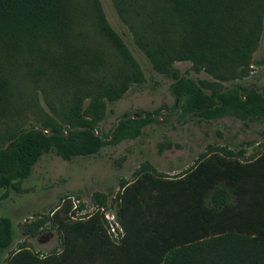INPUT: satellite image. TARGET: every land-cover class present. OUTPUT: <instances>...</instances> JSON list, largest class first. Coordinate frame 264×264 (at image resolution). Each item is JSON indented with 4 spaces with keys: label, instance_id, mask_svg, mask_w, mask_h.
I'll use <instances>...</instances> for the list:
<instances>
[{
    "label": "trees",
    "instance_id": "obj_1",
    "mask_svg": "<svg viewBox=\"0 0 264 264\" xmlns=\"http://www.w3.org/2000/svg\"><path fill=\"white\" fill-rule=\"evenodd\" d=\"M92 3L101 32L125 59L116 77L119 83L115 78L104 84L95 75L102 57L75 44L77 0H0V113L10 101L3 66L24 54L39 51L57 85L73 91L64 112L67 126L51 119L42 127L10 128L2 135L0 188L10 189L28 178L45 153L53 151L69 161L93 155L106 145L139 137L153 121L144 111L119 117L109 133L98 126L105 116L104 97L121 98L132 81L142 82L144 76L100 1ZM149 8L152 21L146 32L151 35L137 40L155 68L174 77L171 92L184 114H228L242 120L264 116V92L228 86L209 95L203 86L212 83L198 84L173 67L186 60L195 70L210 73L228 63L246 66L263 29L264 0H153ZM86 95L92 100L83 110ZM230 155L202 153L179 176L147 170L131 182L123 180L118 214L125 233L119 243L99 214L64 222L57 213L62 249L41 256L20 247L10 253L9 264H264V151L248 162ZM13 240L12 219L1 217L0 253Z\"/></svg>",
    "mask_w": 264,
    "mask_h": 264
},
{
    "label": "rangeland",
    "instance_id": "obj_2",
    "mask_svg": "<svg viewBox=\"0 0 264 264\" xmlns=\"http://www.w3.org/2000/svg\"><path fill=\"white\" fill-rule=\"evenodd\" d=\"M92 1L77 0L79 23L74 28L78 36L75 44L85 45L102 57L103 63L98 65L95 75L107 84L122 73L125 59L101 32ZM99 1L109 24L138 63L144 81H132L117 100L104 97L105 116L98 126L109 133L119 117L144 111L152 114L153 121L143 128L139 137L106 145L93 155H80L69 161L53 151L45 153L28 178L16 181L10 189L0 188V218L10 217L14 231L11 246L0 253V264H9L10 253L20 247H28L41 256L59 252L63 230L56 219L57 213L64 222H73L96 214L105 219V213L110 212L121 223L118 214L121 182L133 181L138 172L157 171L173 177L192 168L202 153L231 151L230 157L248 162L264 151V116L247 120L228 114L205 118L196 113L184 114L180 109L171 92L174 77L157 70L137 40L151 35L146 29L152 21L149 7L153 0ZM59 51V48L51 49V52ZM39 55V51L30 57L24 54L3 66L10 81V101L8 110L0 113V142L10 128L42 127L51 119L67 126L64 112L72 102L73 91L57 85L49 75V65ZM173 67L181 76L198 84L212 83L203 86L209 95L228 86L264 92V19L260 39L246 66L228 63L210 73L195 70L193 62L186 60L176 61ZM242 92L246 94L245 90ZM91 100L90 95L83 98V110ZM104 222L107 228L106 219Z\"/></svg>",
    "mask_w": 264,
    "mask_h": 264
},
{
    "label": "built area",
    "instance_id": "obj_3",
    "mask_svg": "<svg viewBox=\"0 0 264 264\" xmlns=\"http://www.w3.org/2000/svg\"><path fill=\"white\" fill-rule=\"evenodd\" d=\"M104 216L108 233L115 242L119 243L125 233L123 225L119 222L115 213L106 212Z\"/></svg>",
    "mask_w": 264,
    "mask_h": 264
},
{
    "label": "water",
    "instance_id": "obj_4",
    "mask_svg": "<svg viewBox=\"0 0 264 264\" xmlns=\"http://www.w3.org/2000/svg\"><path fill=\"white\" fill-rule=\"evenodd\" d=\"M144 115H146V114H144ZM119 120H120V119L117 120V124L119 123ZM110 138H111V137H109V139H110Z\"/></svg>",
    "mask_w": 264,
    "mask_h": 264
}]
</instances>
